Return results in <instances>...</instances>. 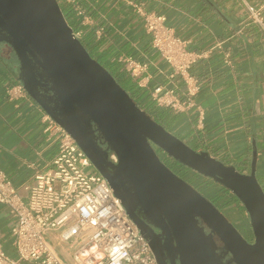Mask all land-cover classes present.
Segmentation results:
<instances>
[{
	"label": "water",
	"instance_id": "1",
	"mask_svg": "<svg viewBox=\"0 0 264 264\" xmlns=\"http://www.w3.org/2000/svg\"><path fill=\"white\" fill-rule=\"evenodd\" d=\"M0 42L8 43L16 52L21 81L30 95L74 136L109 180L142 233L151 237L159 264L167 263L154 235L145 230L127 201L122 190L124 179L170 229L180 264H264V187L257 176L256 152L250 172H241L168 130L92 56L59 0H0ZM46 100L54 103L62 117ZM92 123L104 136L108 150L118 156V162L112 163L113 171H107L93 152ZM156 146L237 194L248 211L254 241L171 169Z\"/></svg>",
	"mask_w": 264,
	"mask_h": 264
},
{
	"label": "crops",
	"instance_id": "2",
	"mask_svg": "<svg viewBox=\"0 0 264 264\" xmlns=\"http://www.w3.org/2000/svg\"><path fill=\"white\" fill-rule=\"evenodd\" d=\"M60 1L74 7L79 20L75 31H81L82 37L97 38V30L103 28L98 39L122 68L121 59L127 56L147 64L135 80L139 86L144 84L141 87L151 97L157 86L164 85L184 101L188 99L186 81L172 76L173 67L153 46L135 5L165 14L176 34L189 40V48L203 54L191 67L200 88L188 106L175 110L171 129L197 150H207L245 172H250L256 152L264 187V28L248 22L245 9V1L261 4L264 0ZM20 85L19 58L11 45L0 42V167L26 198L25 185L35 182L38 170H48L59 152L61 124L25 87L20 92ZM13 226L14 217L0 202V242L15 256ZM60 232L51 233L50 241L62 264H80L74 256L79 245L75 240L62 241Z\"/></svg>",
	"mask_w": 264,
	"mask_h": 264
},
{
	"label": "built area",
	"instance_id": "3",
	"mask_svg": "<svg viewBox=\"0 0 264 264\" xmlns=\"http://www.w3.org/2000/svg\"><path fill=\"white\" fill-rule=\"evenodd\" d=\"M135 6L144 17L153 46L173 67L172 76L180 75L187 83V100L182 101L173 89L164 85L154 89L152 98L160 105L183 110L200 88L191 67L203 54L189 48V40L176 34L167 24L165 14ZM76 9L83 13L79 7ZM245 9L248 22L264 28V2L245 1ZM75 33L82 37L81 31ZM102 34L103 28L98 29L97 38ZM121 60L134 79L147 68V64L130 56ZM18 90L22 92L24 85ZM111 158L118 161L116 152H111ZM50 165L48 170L35 173L34 183L25 185L26 198L0 167V202L14 217L12 234L16 250L15 256L10 255L0 242V264H62L50 241V234L57 230H61L62 241L77 242L80 248L74 256L80 264H159L149 239L131 218L109 180L62 125L59 152ZM91 167L94 170L88 172ZM92 259L95 260L88 262Z\"/></svg>",
	"mask_w": 264,
	"mask_h": 264
},
{
	"label": "trees",
	"instance_id": "4",
	"mask_svg": "<svg viewBox=\"0 0 264 264\" xmlns=\"http://www.w3.org/2000/svg\"><path fill=\"white\" fill-rule=\"evenodd\" d=\"M61 6L70 25L74 28V30H76V24L79 22V20L76 17L74 7L70 4L65 5L62 3ZM81 40L90 51L92 56L97 58L102 64L106 66V68L112 72L117 81L131 94L139 106L143 107L149 114L153 116V118H155L159 123L163 124L167 129L172 128L177 117V113L172 107L160 105L151 97V94L148 90L139 86L131 74L121 67L117 58H111V49H104L103 43L100 39L96 38L92 34H89L86 37H81ZM189 170L191 171L189 175H181L184 176L189 182L196 181L199 186L205 188L223 208L230 207V205L233 203H237V200L241 201L237 194H235L230 188L226 187L218 180L212 177L204 176L203 174H200L190 168Z\"/></svg>",
	"mask_w": 264,
	"mask_h": 264
},
{
	"label": "flooded vegetation",
	"instance_id": "5",
	"mask_svg": "<svg viewBox=\"0 0 264 264\" xmlns=\"http://www.w3.org/2000/svg\"><path fill=\"white\" fill-rule=\"evenodd\" d=\"M20 73H21V70H20ZM46 101L48 105L51 108H53L54 113L57 116L62 117L60 112L54 109V106H53L54 103L51 102L50 100H46ZM90 129L94 130L92 134L93 135L92 138L95 142V144H93L92 146L94 148V151H93L94 154L101 161L103 167L107 171H113L112 163L118 162V161L116 162L113 161V159L111 158V152H113V150L111 149L108 150V143L105 141V138L101 134V132L97 129V126L95 123H92ZM156 149H157L158 154L162 158V160L169 167H171V169H173L177 174H179L180 176L189 175V173L191 172L189 170L190 167L180 163L174 157L169 156L160 147L156 146ZM107 151H108V157L106 156ZM182 177L185 178L184 176ZM122 190L131 208L133 209L137 217L143 222V226L145 230H147L148 232H151L154 235L155 241L159 247V251H160L162 259L167 264H180V259L178 258L177 254H175V248H174L175 240L172 238L171 231L166 226V224L162 222V218H160L159 214L155 211V208L151 207L150 204L148 203L146 204L142 201V199L139 196V193L136 191V188L134 187V185H132V183L129 182L128 179H124V182L122 184ZM147 239H149L151 243L152 241L151 237L147 236ZM251 241L252 242L254 241V236Z\"/></svg>",
	"mask_w": 264,
	"mask_h": 264
},
{
	"label": "rangeland",
	"instance_id": "6",
	"mask_svg": "<svg viewBox=\"0 0 264 264\" xmlns=\"http://www.w3.org/2000/svg\"><path fill=\"white\" fill-rule=\"evenodd\" d=\"M168 130H170L173 133H175L170 128H168ZM236 168L238 170L244 171L242 168H239L238 166H236ZM93 170H94V167H91V168L87 169L88 172H91ZM248 171H250V169ZM258 175H259V173H257V176ZM258 179H259V177H258ZM190 183H192L193 186H195L199 191H201L204 195H206L219 209H221L226 214V216L234 223V225L242 232V234L249 241L252 240V238L254 236V233H253V229H252V226H251L250 217H249L248 211L245 209V206H243L244 204L241 203V201L237 200V203H233L228 208H223L218 203V201L214 197H212L205 188L199 186L196 183V181L190 182Z\"/></svg>",
	"mask_w": 264,
	"mask_h": 264
}]
</instances>
